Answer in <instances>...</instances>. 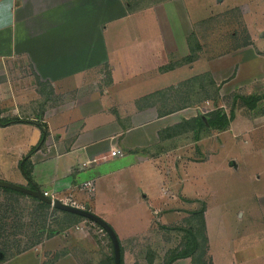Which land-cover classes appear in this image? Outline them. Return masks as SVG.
Returning <instances> with one entry per match:
<instances>
[{
  "label": "crops",
  "instance_id": "1",
  "mask_svg": "<svg viewBox=\"0 0 264 264\" xmlns=\"http://www.w3.org/2000/svg\"><path fill=\"white\" fill-rule=\"evenodd\" d=\"M196 1L154 0L131 7L127 0H0V103H7L0 119L19 118L0 121V152L18 170L3 178L28 185L19 162L36 145L29 157L33 182L105 219L117 234L121 253L126 244L140 247L153 224L168 227L200 213L207 247L197 264H264V99L258 102L261 108L250 109L239 122L241 130L234 129L233 118L195 138L196 119L204 117L201 74H209L213 88L206 98L256 93V84L262 91L264 0H244L249 1L244 17L250 41L223 54L217 53V42L201 39L196 23L202 9ZM236 1L242 4L222 0V7ZM223 59L231 66L219 76L214 66ZM187 90L194 93L192 103L172 104L173 96L187 98ZM37 122L45 128L43 137ZM209 132L217 152L203 161ZM113 144L121 154H110ZM192 145L198 147L197 156ZM188 152L198 160L187 166ZM250 153L261 160L255 174L245 172L249 182H260L248 195L259 234L251 221L238 230L244 219L237 215L254 213L233 204L231 220L221 223L231 229L225 236L208 219L211 202L199 209L193 203L186 211L191 193L186 186L196 178L198 165L218 157L220 170L239 171ZM91 158V164L80 167ZM87 179L94 182L92 192L79 188ZM193 190L197 204L202 197L196 193L203 191ZM56 238L0 264H78L71 252H58ZM50 251L58 254L48 260ZM192 256L170 264H194Z\"/></svg>",
  "mask_w": 264,
  "mask_h": 264
},
{
  "label": "rangeland",
  "instance_id": "2",
  "mask_svg": "<svg viewBox=\"0 0 264 264\" xmlns=\"http://www.w3.org/2000/svg\"><path fill=\"white\" fill-rule=\"evenodd\" d=\"M151 1L154 0H127L128 5H132L131 7H135L137 4L144 5L151 3ZM221 1L222 0H197L195 3L199 4L198 7L200 6L202 9L201 18L196 23L198 27L197 31L200 33L201 39L204 42L211 40L217 42V53L223 54L230 53L242 45L249 43L251 37L244 17V5L247 3L249 4V1H238L242 2V4L240 3L241 5L236 4V1L227 7H222ZM223 60L224 61H219V64L214 66L219 76L226 74L231 66L230 60L229 63L226 59ZM19 74H23L21 70ZM201 78L204 85V88L202 87L201 89L204 116H208L210 112L205 113V111L210 108L226 113H229L230 109H233L234 119H236L234 129H238L237 127L240 128L242 124H239V122L243 121V117H248L251 110L244 105L240 99L234 100L233 93H237L238 91L227 92V94L223 96H214L212 99L206 98L208 94H213V88L209 85L210 76L207 72L201 74ZM262 89H264V83H262ZM255 90L256 92L259 90L258 84L255 85ZM238 93L244 94L240 91ZM186 96L187 98H182L183 96H173L172 104L175 101L181 103L183 99L188 103H192L194 100L193 91L189 93L187 90ZM198 97L197 93V99ZM4 103L6 102L0 103V112L2 108H7L3 106ZM256 108L261 107L257 106ZM262 108H264V102L262 103ZM256 111L258 112V109ZM206 130L210 131L209 129H204L202 132ZM205 133L203 135H205ZM209 133L211 134H207L209 137L207 136L202 144L203 161H206L207 158L210 157V153L216 154L217 152L214 146L210 144L212 132ZM242 135L243 134L240 133L238 138L240 139ZM3 138L4 133L1 130L0 149L4 144ZM35 142L36 140L33 141V143ZM47 146L48 145H44V150H46ZM193 147L192 145V150ZM196 148L198 149V147ZM192 150L191 153L197 156L198 151L194 149V152V150ZM224 152L226 153L227 151L224 150ZM193 155H189L188 152L187 166L190 165L192 161L194 163V160L197 159ZM5 156V154L0 152L1 179L18 183L13 179L3 178V174H10V172L13 173L18 171L10 167ZM258 158H260L259 154L250 153L246 156L243 167L239 171L236 170L233 172L227 169L220 170L219 167H216L215 165L220 161L218 157L215 158L214 161L205 162L202 166L198 165L197 168L194 169L196 178L194 179V177H192V182L188 183L186 187L191 193H195L193 188L197 189L198 192L203 191L196 193V195L202 198L198 199L196 204L194 202L196 200L193 196L194 194H187L188 209L186 211H191L189 206L193 203L199 209L202 207L204 208L211 202V204H214V209L212 211L213 213L209 214L208 219L213 228H215L216 225L220 233L225 236H228L229 233L231 234V229L222 226L221 223L231 220L230 213L234 209L233 204H241L242 207L250 209L249 205L251 201L248 200V195H251L250 193L252 192L250 187L253 186L255 189H258V187H260V182L256 180L253 182L251 180V182H249L245 172L250 169L252 170L251 173L255 174L254 171H257V168L259 169L261 165V160ZM187 172L189 176L191 172L189 168ZM59 194L65 195L67 193H58V195ZM250 211H252V209H250ZM71 213L72 212L67 213L65 210L53 207L52 204H50V208L41 207L39 203L28 196L22 195L16 197L0 188V222L3 226L2 233L0 234V247H5V250L7 248V255L10 257L12 255H10V252H16L17 248H33L46 241L47 238L54 236L57 237L56 240H59L57 242L61 245V249L58 252H71L78 261V264H114L112 258L113 245L106 230L97 222L86 216L79 214L73 215ZM253 213L254 215L251 214L248 216L246 214L244 217L237 215L238 219H244L238 223V230L247 229L246 225L251 221L252 231L257 235L259 234V219L257 213ZM200 216V213L194 214L193 218L188 216L187 222L182 221L180 224H171L168 227H162L160 222L153 224L151 227L153 232L150 233L148 238H145L140 247L126 244L121 253V264H166L169 256L177 252H182L188 248L191 236L185 229H194L199 233L201 243L192 256V261L194 264H197L201 261V255L206 253L207 247L206 239L203 237L205 236V228L204 225L202 227V219ZM58 252L56 251L54 254L53 251H50L46 254V256H48L47 259L51 260L50 258L56 257ZM208 259V257L204 256V262L208 261ZM186 264H192V262L187 261Z\"/></svg>",
  "mask_w": 264,
  "mask_h": 264
},
{
  "label": "trees",
  "instance_id": "3",
  "mask_svg": "<svg viewBox=\"0 0 264 264\" xmlns=\"http://www.w3.org/2000/svg\"><path fill=\"white\" fill-rule=\"evenodd\" d=\"M263 83H264V79H263ZM233 98L235 99H240L241 102L246 105L249 109H253L256 108L258 105L259 100L264 99V89H262V91L260 92H256V93H252V94H241V93H234L233 94ZM233 105V104H232ZM234 118V110L230 109L229 113L226 112H219L217 110H213L211 111L208 116H204V117H199L196 119V125H197V130L195 133V138L198 139L200 134L199 132L204 129H207V127H216V128H222L228 125V123ZM9 120H19V118H12V119H0V121L2 122H6ZM38 126L41 129V137H43L45 135V128L43 127V125L39 122H37ZM36 145H33L20 159V168L22 170V172L24 173L25 177L28 180V186L30 187H39L36 183L33 182L32 179V168H31V161H30V155L33 153L34 149H35ZM0 188H2L3 190H5L6 192H9L11 194H13L14 196L18 197V196H28L30 197L32 200L36 201L37 203H39V205H41V207L44 208H50V203L45 202L43 200H40L32 195L26 194L24 192L12 189V188H8V187H2L0 186ZM67 213H70L68 211H66ZM73 215H77L74 213H71ZM203 223H202V227H203ZM2 223L0 222V234L2 233ZM186 232H188V234L191 236L189 239V243H188V248H186L185 250H183L182 252H177L172 254L171 256H169L168 261L166 262V264H170L174 259H176L177 257H182V256H189V255H193V253H195V251L198 249L199 247V241L196 240V236L198 234V232H196L194 229H185ZM204 239H206L205 236H203ZM25 249V248H23ZM21 248H17L16 252H10V255H14L15 253L21 252V250H23ZM11 255V256H12ZM9 255H7V248L5 250V247H0V260H3L5 258H7ZM113 260H114V255L112 256ZM201 258V257H200ZM199 258V259H200Z\"/></svg>",
  "mask_w": 264,
  "mask_h": 264
},
{
  "label": "water",
  "instance_id": "4",
  "mask_svg": "<svg viewBox=\"0 0 264 264\" xmlns=\"http://www.w3.org/2000/svg\"><path fill=\"white\" fill-rule=\"evenodd\" d=\"M0 186L12 188V189L24 192L26 194L32 195L40 200H43L45 202L52 204L53 207H56V208H59V209H62L68 212H72L75 214L86 216L92 219L93 221L97 222L102 228L106 230V232L108 233L111 239V242L113 245L114 264H121L120 243H119L117 234L114 231L113 227L98 214L92 212L91 210L87 208H82L72 203L65 202L58 197L50 198L46 196L42 192V189L39 187L32 188L25 184L15 183V182H11V181L4 180V179H0Z\"/></svg>",
  "mask_w": 264,
  "mask_h": 264
},
{
  "label": "built area",
  "instance_id": "5",
  "mask_svg": "<svg viewBox=\"0 0 264 264\" xmlns=\"http://www.w3.org/2000/svg\"><path fill=\"white\" fill-rule=\"evenodd\" d=\"M110 154L111 155H119L121 154L118 150V147L116 144H113L111 147H110ZM93 158L91 159H87L83 162H81V165L80 167H86L88 164H91L93 162ZM79 188L80 189H83L85 191H88V192H92V190L94 189V182L91 180V179H87V180H84L82 181L80 184H79ZM42 192L50 197V198H55V197H58L60 198L61 200L67 202L63 197H59L57 196L54 192H51V191H48V190H42ZM70 203V202H69Z\"/></svg>",
  "mask_w": 264,
  "mask_h": 264
}]
</instances>
